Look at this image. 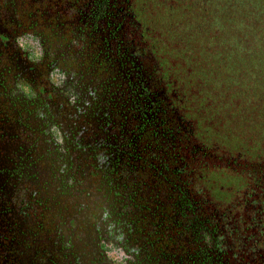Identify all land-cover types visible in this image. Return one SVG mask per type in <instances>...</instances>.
I'll return each mask as SVG.
<instances>
[{
    "label": "flooded vegetation",
    "instance_id": "1",
    "mask_svg": "<svg viewBox=\"0 0 264 264\" xmlns=\"http://www.w3.org/2000/svg\"><path fill=\"white\" fill-rule=\"evenodd\" d=\"M141 20L0 0V264H264Z\"/></svg>",
    "mask_w": 264,
    "mask_h": 264
},
{
    "label": "rangeland",
    "instance_id": "2",
    "mask_svg": "<svg viewBox=\"0 0 264 264\" xmlns=\"http://www.w3.org/2000/svg\"><path fill=\"white\" fill-rule=\"evenodd\" d=\"M148 1L152 11L168 17L162 24L160 53L169 68L173 61L179 65L201 115L204 139L213 146L214 160L207 164L204 158V164L225 198L231 193L229 201L236 203L240 197L234 198V191L241 181L255 193L259 179L248 169L264 160V47L255 41L264 31L259 21L264 3L213 0L202 13L198 6L205 0L191 7L187 0ZM237 155L243 157L244 168L233 164ZM261 197L264 201V192Z\"/></svg>",
    "mask_w": 264,
    "mask_h": 264
},
{
    "label": "trees",
    "instance_id": "3",
    "mask_svg": "<svg viewBox=\"0 0 264 264\" xmlns=\"http://www.w3.org/2000/svg\"><path fill=\"white\" fill-rule=\"evenodd\" d=\"M134 1L136 2V7L138 9L139 18L142 19L141 21L145 22L144 25L146 27H149L150 31L154 34L155 42H156L155 44L158 47L159 42L165 35L162 24L166 23L168 17L165 16V14L162 15V13L160 15H157L155 11H152L149 5L150 2L148 0H134ZM187 1L189 4V7H191L192 3L196 0H187ZM253 1L254 0H252V2ZM261 1L264 3V0H261ZM212 2L213 0H205V4H202V7L201 5H199L198 9L202 13H205L208 9V4ZM261 8L263 9V17H262V21L261 20L259 21L262 23V28L264 29V6L262 5ZM254 19L258 20L256 17ZM261 35L262 37L256 38L255 41L257 42V44L261 43L264 47V31H262ZM160 57H162V51H161ZM170 72L173 75V78L178 80V85L182 86V88H180V91L182 92L185 98L186 108L188 112L191 113L190 114L191 116L188 117V119L192 123L191 130L194 132H197V134L200 133V136H202L203 159L207 157L213 158L214 153H215L213 150V146L210 143V141H206L204 139L205 134H203V131H201V126H200L201 115L198 114L197 112L193 98L190 95H188L187 93L188 90L185 87L183 80L181 79L182 77L179 75L180 74L179 65H177L174 61L171 63ZM224 156L225 154H223V156H221L220 158L222 159ZM242 159H243L242 156L237 155L235 159H233V164L244 168L245 164H243ZM261 159H264V158H261ZM248 171L249 173L251 172L252 174H254L255 177L259 179V181H256V183L254 184V185H258V186H255V189H256L255 193H252L250 190L245 188V184L242 183V181L240 182L241 183L240 186L237 187L234 191V198L240 197L239 199L236 200L235 204H236V210H238V217L241 219H242L243 213L246 214L248 212L249 214H246V215L252 218H254L257 214L264 213V201L262 200V197H261V193L264 192V160L256 161L255 163H252L251 166H249ZM238 184L239 183L237 182V185ZM245 214L244 216H246Z\"/></svg>",
    "mask_w": 264,
    "mask_h": 264
}]
</instances>
